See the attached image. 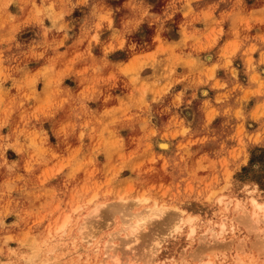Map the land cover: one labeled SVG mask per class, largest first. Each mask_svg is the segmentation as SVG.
<instances>
[{"label":"rangeland","instance_id":"1","mask_svg":"<svg viewBox=\"0 0 264 264\" xmlns=\"http://www.w3.org/2000/svg\"><path fill=\"white\" fill-rule=\"evenodd\" d=\"M263 209L264 0H0V264H264Z\"/></svg>","mask_w":264,"mask_h":264},{"label":"bare ground","instance_id":"2","mask_svg":"<svg viewBox=\"0 0 264 264\" xmlns=\"http://www.w3.org/2000/svg\"><path fill=\"white\" fill-rule=\"evenodd\" d=\"M164 146V145H163ZM255 207H257V209H259V210H261L262 209V207L260 206V205H256ZM264 210V209H263ZM264 213V212H263ZM139 221H136V222H134V224L132 225V227H133V230H138L139 231V228L143 225V224H145V222H147V220H146V217H144L143 216V218H139L138 219ZM149 221V220H148ZM176 223H178V222H176ZM62 227V226H61ZM143 227V226H142ZM177 227V226H176ZM221 227H224V225L223 226H221ZM222 230H223V228H222ZM135 235H136V233H135Z\"/></svg>","mask_w":264,"mask_h":264}]
</instances>
